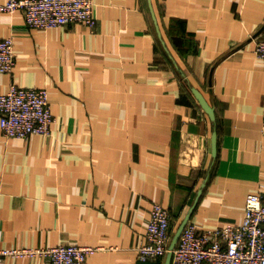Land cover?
I'll return each instance as SVG.
<instances>
[{
    "label": "crops",
    "instance_id": "1",
    "mask_svg": "<svg viewBox=\"0 0 264 264\" xmlns=\"http://www.w3.org/2000/svg\"><path fill=\"white\" fill-rule=\"evenodd\" d=\"M93 3V28L0 14L16 54L0 94L45 87L54 118L46 137L0 129V250L88 245L87 264H171L137 257L154 204L172 243L187 222L239 224L249 194L264 201V0Z\"/></svg>",
    "mask_w": 264,
    "mask_h": 264
},
{
    "label": "built area",
    "instance_id": "2",
    "mask_svg": "<svg viewBox=\"0 0 264 264\" xmlns=\"http://www.w3.org/2000/svg\"><path fill=\"white\" fill-rule=\"evenodd\" d=\"M20 12L28 28L49 30L73 25L93 28V0H8L0 14ZM254 54L264 63V38L256 39ZM16 62L11 37L0 38V73L11 74ZM54 122L45 87L25 88L15 84L0 94V129L5 138L49 136ZM169 211L154 204L146 227L145 242L136 251L141 261L171 255V264H264V201L257 193L246 197L239 224L199 229L187 222L174 248L171 244ZM98 250L88 245L59 244L47 248L1 249L5 258L41 257L47 264H87Z\"/></svg>",
    "mask_w": 264,
    "mask_h": 264
},
{
    "label": "water",
    "instance_id": "3",
    "mask_svg": "<svg viewBox=\"0 0 264 264\" xmlns=\"http://www.w3.org/2000/svg\"><path fill=\"white\" fill-rule=\"evenodd\" d=\"M192 92H193L196 100L198 101L200 107L204 110V112L206 114L209 115V117L212 120H214L215 119V111H214V109L209 105V103L205 100L203 95L198 90L192 89ZM211 149H212V153L215 154L216 153V133H213V135L211 137ZM184 226L181 228V230H180L179 234H177L176 238H174V241L170 244V248L171 249L174 248V246L176 245V243L178 241V238H179ZM168 257H170V259H171V255L170 254L168 255Z\"/></svg>",
    "mask_w": 264,
    "mask_h": 264
}]
</instances>
